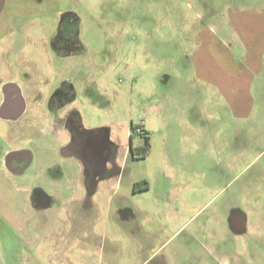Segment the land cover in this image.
I'll use <instances>...</instances> for the list:
<instances>
[{"label":"rangeland","instance_id":"1","mask_svg":"<svg viewBox=\"0 0 264 264\" xmlns=\"http://www.w3.org/2000/svg\"><path fill=\"white\" fill-rule=\"evenodd\" d=\"M196 8L192 0H0V93L18 86L28 96L39 86L41 108L62 83L81 85L102 96L96 108L77 97L88 107L85 126L100 122L119 153L131 138L143 143L133 127L146 123L150 154L126 170L150 187L120 193L126 209L111 227L145 246L134 264H264V65L245 98L211 92L194 64L196 35L180 33ZM62 26L75 29L68 41ZM243 149L246 161L234 167ZM236 210L244 231L230 226Z\"/></svg>","mask_w":264,"mask_h":264},{"label":"crops","instance_id":"2","mask_svg":"<svg viewBox=\"0 0 264 264\" xmlns=\"http://www.w3.org/2000/svg\"><path fill=\"white\" fill-rule=\"evenodd\" d=\"M192 1L195 17L183 16L186 28L180 33L196 35L194 64L201 78L213 93L216 86L224 96L245 98L252 71L264 65V0ZM236 45L243 51L240 59L232 54ZM74 86L62 83L41 108L37 99L46 96L39 86L28 96L18 86L0 93V264H134L135 253L145 248L111 229L114 214L126 209L120 193L150 187L146 178L138 180L126 170L130 160L142 159L134 157L132 145L142 146L144 139L135 145L131 138L119 153L100 122L85 126L88 107L76 103L79 96L89 97L96 108L102 96L93 99L90 91ZM17 97L10 108L9 100ZM242 111L246 117L247 109ZM246 158L245 149L235 152L234 167ZM145 181L147 188L135 189Z\"/></svg>","mask_w":264,"mask_h":264},{"label":"trees","instance_id":"3","mask_svg":"<svg viewBox=\"0 0 264 264\" xmlns=\"http://www.w3.org/2000/svg\"><path fill=\"white\" fill-rule=\"evenodd\" d=\"M136 127H137V125H134V127H133L134 131H133L132 137H134V135L138 134V133H136ZM139 135H141L143 137L144 144L142 146H139V147H134L132 145V152H133L134 157H136V158H145L150 153L151 138L148 135V132L146 129H145V132L143 134H139ZM147 187H148V183H146V181L144 182L143 186H140L139 183H136V185H135L136 190L145 189Z\"/></svg>","mask_w":264,"mask_h":264},{"label":"water","instance_id":"4","mask_svg":"<svg viewBox=\"0 0 264 264\" xmlns=\"http://www.w3.org/2000/svg\"><path fill=\"white\" fill-rule=\"evenodd\" d=\"M231 226L237 231H244L246 229V216L239 210L233 211L231 220Z\"/></svg>","mask_w":264,"mask_h":264},{"label":"flooded vegetation","instance_id":"5","mask_svg":"<svg viewBox=\"0 0 264 264\" xmlns=\"http://www.w3.org/2000/svg\"><path fill=\"white\" fill-rule=\"evenodd\" d=\"M62 30V31H61ZM74 30L75 29H69V28H67V27H65V26H62V28L60 29V35L61 36H63V40L64 41H68V40H70L71 39V35H69V34H72V32H74ZM58 34H59V32H58ZM59 35V36H60ZM67 36V37H66ZM19 92V97H20V99H22L21 98V94H20V91H18ZM64 92H62V94H63ZM19 98L17 97L16 99H10L9 100V102H8V105H9V107L11 108V107H16V105L18 104V102H19V100H18ZM137 133V132H136Z\"/></svg>","mask_w":264,"mask_h":264},{"label":"built area","instance_id":"6","mask_svg":"<svg viewBox=\"0 0 264 264\" xmlns=\"http://www.w3.org/2000/svg\"><path fill=\"white\" fill-rule=\"evenodd\" d=\"M136 132L138 134H143L145 132V127H144V121L143 120L139 124H137Z\"/></svg>","mask_w":264,"mask_h":264}]
</instances>
